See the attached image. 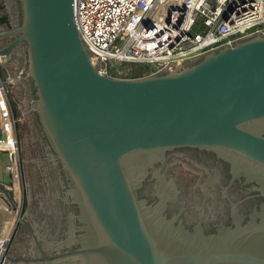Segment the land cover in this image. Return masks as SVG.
<instances>
[{"label":"water","instance_id":"water-1","mask_svg":"<svg viewBox=\"0 0 264 264\" xmlns=\"http://www.w3.org/2000/svg\"><path fill=\"white\" fill-rule=\"evenodd\" d=\"M3 1L10 28L0 41L12 38L0 55L26 45L34 110L53 159L74 182L69 191L82 222L80 247L61 252L60 240L53 249L45 238L50 253L37 240L40 257L7 253L4 264H264V202L248 224L206 234L200 223L189 229L164 214L176 196L162 184L175 183L159 170L160 201L138 197L148 167L185 147L212 151L233 178L243 172L264 196V34L192 56L177 69L117 77L92 62L74 0H21L22 20ZM2 71L10 78L6 64Z\"/></svg>","mask_w":264,"mask_h":264},{"label":"built area","instance_id":"built-area-1","mask_svg":"<svg viewBox=\"0 0 264 264\" xmlns=\"http://www.w3.org/2000/svg\"><path fill=\"white\" fill-rule=\"evenodd\" d=\"M74 12L92 62L117 77H128L123 67L132 65L145 67L142 75L177 69L192 56L257 31L264 34V0H74ZM4 58L0 55V141L13 137L15 145L0 148L8 158L9 176L0 193L15 207L0 195L5 213L0 219V264L22 217L26 185Z\"/></svg>","mask_w":264,"mask_h":264},{"label":"flooded vegetation","instance_id":"flooded-vegetation-1","mask_svg":"<svg viewBox=\"0 0 264 264\" xmlns=\"http://www.w3.org/2000/svg\"><path fill=\"white\" fill-rule=\"evenodd\" d=\"M12 53L16 54L14 62H16L18 67L23 68L25 73V67L27 66L25 43L19 46L16 50L14 49ZM26 74L23 75V80L29 78ZM29 80L32 82L30 78ZM32 87L34 90L33 82ZM50 150H52V153L47 152V155L51 160L50 164L57 170V167H60L59 160L53 159L56 155L52 148ZM179 160H187L189 161L188 163L197 166V172L202 177L198 187L194 188L186 183H190L189 180L184 182V184L178 180L176 172L172 170L170 163ZM157 170L165 174L167 181L173 180L175 183V187L172 184H162V186L167 185L171 187L170 196H176V199H173L172 197L167 201L164 208V214H166L168 218H174L176 223L182 219L184 226L189 229H195L194 226L200 223L206 234H213L218 233L222 226L235 228L237 224H248L253 220V215L260 208L261 203L264 202V196L254 189L256 183L253 181H246L247 177H244L245 175H243V172L240 177L233 178L230 164L218 158L212 151L185 147L168 150L164 160L156 161L153 165L148 167V174L144 179L143 184L138 189V197L140 199L146 198L147 203L153 205L160 201L159 194L155 193L157 187L161 186L160 179L156 173ZM52 171H50L52 173L51 179L57 181V186L59 188V191L56 193L57 189L53 186L54 197H58L61 194L59 197L62 206L61 209L57 208L56 210L53 206H51L52 210L49 208V227L45 229L43 235L41 234L40 236L37 234L34 237V235H32L34 229L30 225V230H27L25 237H31L32 239L30 241L33 244L30 246L28 241H25L23 245L24 247L29 248L31 250L30 252H32L31 255L27 257L41 256L37 240L40 245L46 247L47 242L44 241L45 238L54 242L52 245L53 249L57 248V245L55 244L60 240V245H58L61 252L74 250L80 247V244L78 243V238L82 233V229L80 228L82 222L79 218L80 208L76 203V197L69 191L74 187V182L69 175L66 174L62 164L59 170ZM23 175L26 181L25 191H27V185L31 183V176L27 179L24 172ZM0 183L4 184L7 182L0 180ZM175 189L177 190L176 195ZM58 203L60 205V202ZM24 206L25 204H23L24 209L21 214L22 217L25 216ZM51 219L53 222H51ZM256 219L259 220V218ZM71 221L73 223L72 229L70 227ZM17 226L13 236L18 229ZM12 239L13 237L11 238L9 245L11 244ZM8 251L9 249L7 252ZM46 252L50 253V251L47 250Z\"/></svg>","mask_w":264,"mask_h":264},{"label":"rangeland","instance_id":"rangeland-1","mask_svg":"<svg viewBox=\"0 0 264 264\" xmlns=\"http://www.w3.org/2000/svg\"><path fill=\"white\" fill-rule=\"evenodd\" d=\"M15 1L16 0H11L12 7ZM4 11L5 10H0V12ZM9 40L10 39H5L0 41V45L6 44ZM17 48L18 47H16L15 50ZM14 57L16 58L15 53ZM26 67L27 70L30 71L29 63H27ZM26 67L24 74L27 73ZM123 69L124 75L131 77L142 75L145 67L141 65H132L125 66ZM26 76H28V74H26ZM32 88V82L29 78H25V80L22 78L12 85L9 99L10 107L16 119L15 130L17 133L21 164L24 169L23 172L27 179L28 176H31V183L27 185V191H25V206L27 209H32L34 214L33 221L43 227L40 230L43 232L49 227V208L52 210L51 206H53L55 210L57 208L61 209L62 204L59 197L61 194L58 197H54L53 186L57 189L56 193L59 191V188L57 186V181L51 179L52 173L50 172L52 169L53 171H57L59 168L57 167L56 170V168H53L54 166L50 164L51 160L47 152L52 153V150H50L51 148L49 147L47 135L44 133V129L39 123L38 115L34 111V107L36 106V95ZM188 162L187 160L172 161L170 166L172 170L176 172L178 180L181 183L184 184V182L189 180L190 183H186L196 188L199 186L202 177L197 172V166ZM2 172L3 170L0 169V180L9 182V176L5 173L3 174L4 177H2ZM30 195H32V205L30 204ZM58 202H60V205ZM51 222H53L52 219ZM23 232V227H21L20 232L17 235L15 234L16 237L15 235L13 236L11 244L24 237V242L28 241L31 246L33 244L30 241L32 238L29 236L26 238ZM25 253L27 256H30L32 252L26 250Z\"/></svg>","mask_w":264,"mask_h":264},{"label":"crops","instance_id":"crops-1","mask_svg":"<svg viewBox=\"0 0 264 264\" xmlns=\"http://www.w3.org/2000/svg\"><path fill=\"white\" fill-rule=\"evenodd\" d=\"M4 14L5 13L0 12V16L4 15ZM8 29H9V27L7 25L0 23V32L8 30ZM8 39H11V38H8ZM14 60H15L14 59V53L6 56L3 59L4 63L6 64V66L8 67V70H9L10 78L9 77L8 78H9L11 85H13L14 82L16 83L18 80L22 79L23 74H24V69L18 67V65L16 64V62H14ZM7 163H8V158H7L6 153L3 151H0V169L4 171V173L2 172V177H4L3 174H5V173L8 176V172L6 169ZM30 204L31 205L33 204L32 195H30ZM48 217L50 218V213L48 214ZM33 218H34V214H33L32 209L31 208L27 209L25 206V216L22 217L21 220L19 221V225L17 226L18 229L16 231V235L20 232L21 227H23V230H24L23 234L25 236L27 230L30 228L29 225H31L33 227L35 235H37V234L40 236H41V234L43 235L44 231L43 232L40 231L43 227L39 226L37 223H34ZM23 219H25V221H28V224L25 222H22ZM16 235H15V237H16ZM23 245H24V237H23V239H19L17 241H14L12 244H10L9 248H8L9 249L8 253L11 254V253L15 252L17 255H26L27 256V254L25 253L26 250H28V251H31V250L29 248L24 247ZM46 247L42 246V248H44L45 250L51 251L49 248H46ZM8 264H10V262H8ZM16 264H32V263L31 262L23 263V261H19Z\"/></svg>","mask_w":264,"mask_h":264},{"label":"bare ground","instance_id":"bare-ground-1","mask_svg":"<svg viewBox=\"0 0 264 264\" xmlns=\"http://www.w3.org/2000/svg\"><path fill=\"white\" fill-rule=\"evenodd\" d=\"M16 4H17V20H22L21 0H16ZM13 145H15V140L13 137L11 140H6V139L4 140L3 139L0 141V148H9V147H12ZM24 204H25V202H24ZM2 208H3V205H2V203H0V219L5 215Z\"/></svg>","mask_w":264,"mask_h":264},{"label":"trees","instance_id":"trees-1","mask_svg":"<svg viewBox=\"0 0 264 264\" xmlns=\"http://www.w3.org/2000/svg\"><path fill=\"white\" fill-rule=\"evenodd\" d=\"M5 7L6 6H5L4 1L0 0V10H5ZM12 10H13V13H14V17L17 20V4H16V1H15L14 6L12 7ZM0 23L5 24V25H7L9 27L10 22H9V18H8L7 14H4V15L0 16ZM135 76H138V75H135Z\"/></svg>","mask_w":264,"mask_h":264},{"label":"clouds","instance_id":"clouds-1","mask_svg":"<svg viewBox=\"0 0 264 264\" xmlns=\"http://www.w3.org/2000/svg\"><path fill=\"white\" fill-rule=\"evenodd\" d=\"M6 57V56H5ZM5 66V65H4ZM12 88V87H11ZM22 218V217H21ZM20 221V218H19V220H18V222ZM17 225H18V223H17Z\"/></svg>","mask_w":264,"mask_h":264}]
</instances>
